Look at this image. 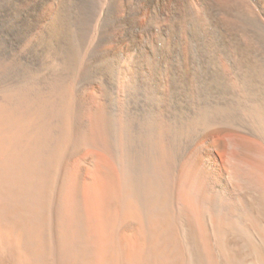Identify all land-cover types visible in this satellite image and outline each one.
<instances>
[{
	"label": "bare ground",
	"instance_id": "obj_1",
	"mask_svg": "<svg viewBox=\"0 0 264 264\" xmlns=\"http://www.w3.org/2000/svg\"><path fill=\"white\" fill-rule=\"evenodd\" d=\"M0 264H264V0H0Z\"/></svg>",
	"mask_w": 264,
	"mask_h": 264
}]
</instances>
